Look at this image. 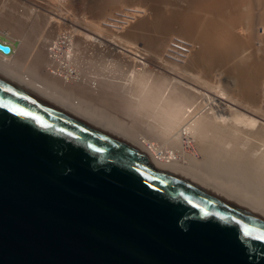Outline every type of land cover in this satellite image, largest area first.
I'll return each instance as SVG.
<instances>
[{
    "label": "bare ground",
    "instance_id": "1",
    "mask_svg": "<svg viewBox=\"0 0 264 264\" xmlns=\"http://www.w3.org/2000/svg\"><path fill=\"white\" fill-rule=\"evenodd\" d=\"M36 1L35 9L30 8L36 10L32 20L46 25L44 28L52 35L47 33L50 36L46 34L45 41L37 38L44 42L36 46L39 42L34 43L35 39L30 40V34L24 31L26 23L17 25L5 17L3 20L2 13L7 11L0 9V23H3L0 33L7 32L12 43L20 41L13 56L0 55L1 71L14 76L34 95L64 102L99 125L125 136L148 154L155 168L172 173L188 172L264 213V0H177L175 4L170 0H93L88 8L86 2L84 8L76 5L80 10L75 11L62 8L61 1L62 5L56 8L59 7V11L51 10L57 11L51 16L47 11L39 15L44 8L41 9V3ZM51 1L58 3V0ZM11 3L5 5L10 7ZM13 5V9L16 8L15 3ZM66 5L68 7V3ZM120 6L127 8H122L120 14H113ZM149 7L154 10L153 14L148 12ZM11 11L14 16L16 10ZM89 50H98L91 54L95 61L87 54ZM103 52V56L105 52L111 54L110 58L116 55V62L131 61L123 81L115 84L107 77L96 75V69V74L81 69L80 59L83 58L84 63L85 54L96 62ZM137 57L174 75L155 72L153 76L149 72L152 64L148 69V63ZM31 59H36L35 64ZM97 61L106 63L101 59ZM36 63L34 70L32 65ZM90 67L94 70L95 66ZM219 69L231 74L232 79L226 81L225 91L216 89L217 94L211 96L199 88L200 91L196 90V86L182 79L184 75L180 76L195 72L192 75L203 77L206 83L210 81L208 85L214 90L221 86L218 82L214 87L217 81H213L221 77ZM192 77L200 82V78ZM203 84L200 85H206ZM208 88L210 86L205 89L210 90ZM104 89L117 93L126 114L123 115L129 114L131 121L118 120L120 113L118 117L114 113L117 119L109 115L105 110H110L108 104V108L101 106L106 114L95 109L88 98L96 102L95 98L103 94ZM103 95L100 97L104 98ZM95 105L99 107L98 103ZM93 106L96 111H92ZM193 143L199 152L193 148Z\"/></svg>",
    "mask_w": 264,
    "mask_h": 264
},
{
    "label": "water",
    "instance_id": "2",
    "mask_svg": "<svg viewBox=\"0 0 264 264\" xmlns=\"http://www.w3.org/2000/svg\"><path fill=\"white\" fill-rule=\"evenodd\" d=\"M0 264H264V213L0 70Z\"/></svg>",
    "mask_w": 264,
    "mask_h": 264
},
{
    "label": "rangeland",
    "instance_id": "3",
    "mask_svg": "<svg viewBox=\"0 0 264 264\" xmlns=\"http://www.w3.org/2000/svg\"><path fill=\"white\" fill-rule=\"evenodd\" d=\"M5 1H6V2H5ZM8 1H9V2H8ZM8 1H7V0H2V1H0V5H1V6L4 5L3 7L0 6V9H2L1 11H2V12L7 11V12L4 13V14H6V16L2 13L3 20L8 19V20L11 21L12 23H16L17 25H19V24H20V25H23V23H26V25H23V26H24V31H25V33H26V32L28 33V34L26 33L27 35L30 34V36H28V37L30 38V40H31V39H32V40L35 39V42H34V43L39 42V43H36V46H37V44H38V45L40 44V41H41V42H44V41H45V39H46L45 37H46V34H47V33L50 32L51 35H52V32H51L48 28H44V27H46V25L44 26V25L42 24V25H43V26H42V25L39 24L37 21L35 22V20H34V21L32 20V19H33V16H34V18H35L36 10H34V11H35V12H34V11H32V9H30V8H34V7H35V5H33L35 0H17V1H16V0H11V1L8 0ZM22 1H23V4H22ZM32 1H33V2H32ZM37 1L41 3V4L39 3V4L42 6L41 9L44 8V9H43L44 12H38V11H37L38 14L40 15V13H45V11H47V13H49L48 16H51V15L54 13V11H55V10H54V11L51 12V10L56 9L57 6H59V5H62V4H63L62 8L66 9V10H72V11H75V10H80L79 8H76V5H77V6H80V8H84V6L86 7L85 4L87 3L88 5H87L86 8H88V7L92 4V1H93V0H91V2H90V0H88V1H86V0H85V1H83V0H75V1H74V0H73V1H72V0H58V3H57V2H54V1H51V0H49V1H48V0H41V1H40V0H37ZM37 1H36V2H37ZM61 1H62V4H61ZM67 1H69V2H67ZM168 1H169V0H168ZM170 1H172V2H170L171 4H173V1H174V4H175V1H177V0H170ZM178 1H179V0H178ZM178 1H177V2H178ZM182 1H183V0H182ZM11 2H12V3H11ZM26 2H27V3H26ZM42 2H43V3H42ZM44 2H45V3H44ZM75 2H76V3H75ZM85 2H86V3H85ZM183 2H184V1H183ZM10 3H11V6H10V7H9V6H6V5H9ZM14 3H15L16 8L13 9V7H14L13 4H14ZM31 3H32V4H31ZM59 3H60V4H59ZM67 3H68V7H67V5H66ZM72 3H73V4H72ZM74 3H75V4H74ZM5 4H6V5H5ZM19 4H20V5H23V6H26V7H25L26 10H24L25 8H24L23 6L19 7V6H20ZM26 4H29V5L31 4V5H30V6H27ZM80 4H83V5H82L83 7H82ZM52 5H53V6H52ZM69 5H70V6H69ZM31 6H32V7H31ZM43 6H45V7H43ZM51 6H52V8H50ZM8 7H9V8H8ZM22 7H23V8H22ZM53 7H54V8H53ZM59 7H60V6H59ZM59 7H58V9H56L57 11H59ZM65 7H66V8H65ZM72 7H73L74 10L72 9ZM153 7H154V5H153ZM172 7H173V6H172ZM3 8H4V9H7V10H4ZM70 8H71V9H70ZM118 8H119V9H118ZM118 8L115 9L116 11H113V14H117V12H118V14H120V13H121L120 10H121L122 8H127V7H126V6H124V7H121V6H120V7H118ZM128 8H130V6H128ZM131 8H132V7H131ZM149 8H150V10L148 9V12H149L150 14H153V11H154V10L152 11V8H151V7H149ZM18 9H19V10H18ZM20 9H21V10H20ZM27 9H30V10L27 11ZM34 9H35V8H34ZM41 9H40V11H41ZM117 9H118V10H117ZM11 10H16V11H14V16L16 15L15 17L12 16V14H10V12H11V13L13 12V11H11ZM22 10H23V11H22ZM8 11H9V12H8ZM20 11L22 12V13H21L22 15L20 14ZM24 11H25V12H26V11H27V12L30 11V13H31L30 15H31V16L28 15L29 13L26 14L27 12L25 13ZM57 11L54 13V15L57 13ZM16 12H17V13H16ZM15 13H16V14H15ZM19 14H20L21 16H20ZM34 14H35V15H34ZM45 14H46V13H45ZM18 15H19L20 18L17 17ZM27 15H28V16H27ZM32 15H33V16H32ZM7 16H9V17H7ZM10 16H12V17L10 18ZM41 16L43 17V15H41ZM4 17H5V19H4ZM6 17H7V18H6ZM13 17H14V20H13ZM21 18H22V19L24 18V20H22ZM26 18H27V19H26ZM17 19H18V20H17ZM19 19L22 20V21L20 22ZM29 19L31 20L30 22H28ZM16 20H17L18 22H16ZM25 20H26V22H24ZM22 22H23V23H22ZM27 22H28L29 24H28ZM34 22H35V23H34ZM36 23H37V24H36ZM0 24H1V23H0ZM2 24H3V23H2ZM2 24H1L0 27H3ZM37 25H38V26H37ZM29 26H30V27H29ZM31 26H32V27H31ZM36 26H37V29H36ZM40 26H41V27H40ZM16 27H17V26H16ZM18 28H19V26H18ZM33 28H34V30H33ZM42 28H43V29H42ZM25 29H26L27 31H26ZM31 29H32L33 31H32ZM47 29H48V30H47ZM38 30H39V31H38ZM41 30H42V31L44 30V31L41 32ZM242 32L244 33V31H242ZM25 33H24V34H25ZM34 33H37V34H34ZM39 33H40V34H39ZM43 33L45 34V36H44ZM50 33H49V34H50ZM47 35H48V34H47ZM33 36H34V37H33ZM38 36H39V37H38ZM43 36H44V37H43ZM48 36H50V35H48ZM239 36H240V35H239ZM242 36L244 37V34H243V35L241 34V37H242ZM0 37H2V38H4V39H8V40L11 41V39L9 38L7 32H5V33H4V32H3V33H0ZM32 37H33V38H32ZM37 38H44V39H43L44 41H42V39H38V40H39V41H38V40H36ZM16 41H17V42H16ZM14 42H15L16 44H19V43H20L19 39L15 40ZM41 44H42V43H41ZM95 51H98V50H92V51L89 50V51L87 52V54H90V57H91L92 55H94V54L96 53ZM99 51H100V50H99ZM90 52H91V53H90ZM92 52H93V53H92ZM100 52H101V51H100ZM85 53H86V52H85ZM98 53H99V52H97V54H98ZM105 53H106L105 56H103V55H104V52H103V53H100V56H98V57L95 55V58H96V57L99 58V59L96 58V62H94V61H95V60H94V56H92V58H93V60H94V61H93V60H91L92 58L89 59V56L85 54V56H87V59L84 58V59H86V60H84V63L82 62V61H83V58L80 59V60H81V64H82V66H80L81 69H83V68L85 69V68H87L88 66L90 67V65H92L93 67L95 66V67H94V70H93V68L91 69V67H90V68L87 69V70H86V69H85V70L83 69V71H84V72H85V71H88V72H86V73H90V74H96V73H97L96 75H98L99 77H102V78H103V77H107L110 81H113L112 83H115V84H117L116 82H121V81H123L124 74H126L125 71L130 70V69H129V68H130L129 64H131V63H130L131 61H127V60H125V61H124V60H123V61H122V60H119V61H118V60H117V62H119V63L122 62L123 65H122V63H121V64H119V63L117 64V62H116V58H115L116 55L112 56V58L114 57V59H112V58H110V57H111V54L109 55L107 52H105ZM91 54H92V55H91ZM101 54H102V56H101ZM98 55H99V54H98ZM106 55L109 56V57H107ZM85 56H84V57H85ZM103 57H104V58H103ZM102 58H103L104 60H102ZM106 58H107V59H106ZM108 58L114 60V61H113L114 64H117L116 67H114V64H113V63H111L112 60H109ZM137 58H138L139 61L142 60V61H144L145 63H148V64H146V66H147L146 68L150 67L151 64H152L151 62H149V60L141 59L140 57H137ZM88 59H89V62H88ZM100 59H101V62H103V61L106 62L105 64L103 63V64L105 65V67H106V68H105L106 70L103 68V67H104L103 64L97 61V60L100 61ZM35 60H36V59H35ZM35 60H34V61H35ZM107 60H108L109 62H108ZM30 61H31L32 64H33L34 61H33L32 59H31ZM85 61L87 62L86 64H85ZM91 61H93V62H91ZM142 61H141V62H142ZM31 62H30V64H31ZM35 62H36V61H35ZM35 62H34V64H35ZM88 63H90V64H88ZM91 63H92V64H91ZM93 63H95V64H93ZM108 63H109V64H108ZM128 63H129V64H128ZM81 64H80V65H81ZM84 64H85V65H84ZM96 64H97V65H96ZM124 64H127V66L124 65ZM37 65H38L37 63H36V65H32V68L35 67V66H37ZM98 65H100V68H98V67H99ZM106 65H107V66H106ZM108 65H110V66H109L110 68H111V67L113 68V69L111 68V72H110V68L108 67ZM121 65L123 66V68H121ZM26 66H28V65H26ZM29 66H30V65H29ZM83 66H84V67H83ZM96 66H97V67H96ZM124 66H125V67H124ZM107 67H108V68H107ZM118 67H119V68H118ZM127 67H128V68H127ZM139 67H140V66H138L137 68H139ZM153 67H154V68L156 67V68H155V69H156L155 71H154V68H153ZM36 68H37V67H35V68H33V69L35 70ZM116 68H118V69H116ZM120 68H121V69H124V70H121ZM131 68H132V67H131ZM151 68H153V70H152ZM158 68H159L160 70H159ZM23 69L25 70V68H23ZM90 69H91V70H90ZM95 69H96V73H95ZM98 69H101V71L98 70ZM102 69H103V70H102ZM107 69H108V70H107ZM115 69H116V70H115ZM148 69H149V68H148ZM89 70H90V71H89ZM112 70H114V72H116V73H112V72H113ZM117 70H120V71H117ZM150 70H152V71H150ZM150 70H149V72H151L152 75H153V74L155 75L156 73H157L158 75H160L161 73H164V72L166 73V72H167V71H166L167 69H165V68L162 69V68H160V67H158V66H154L153 64H152V66L150 67ZM219 70L221 71V74H220L221 77L218 75L217 78L220 77L221 79H220V78H219V79H220L221 81H218L219 79H216V80L213 79V81H217V82H214L215 84L212 83V87H213L214 85H215L214 87H216V86L218 85L217 83L220 82L219 84H220L221 86L218 85V87H216L214 90L217 89V90H224V91H225L226 88L224 89V87H226V86H225V85L227 84L226 81L229 82V81L232 79V77H230L231 74H229V73H227V72H225L226 74H224V73L222 72L221 69H219ZM97 71H98V72H97ZM105 71H106V72H105ZM107 71H108L109 74H111V75H112V74H113V75L116 74L115 77L117 76V78H114L113 75L111 76V75H109V74H105V73H108ZM153 71H154V72H153ZM157 71H159V72L162 71V72L158 73ZM117 72H118V73H117ZM124 72H125V73H124ZM155 72H156V73H155ZM119 73H120V74H119ZM122 73H123V74H122ZM165 73H164V75H168V74L171 75V74H172V73H169V72H167V74H165ZM194 73H195V72H193V73L190 74V73L186 72V73H183L182 75L180 74V76H181V77H183V75H184V77L186 76L187 78H186V77H185V78L183 77L182 79H183V80L185 79L184 81H187V83H189V85H193L192 87H194V88L197 87L196 90H199V89H200L201 91L203 90L202 92H203V93H206V94H207V92H208V93H209L208 95H210V96L213 95L212 93H214V94L216 93V94H217L218 91L216 90V92H215L213 89H211V85H208V84H211L210 81H209L208 83H206V82L204 81L203 77H201L202 79L199 77V78H200V82H198V81H199V80H198L199 78H198L197 74L192 75V74H194ZM103 74H104L105 76H104ZM149 74H150V73H149ZM185 74H186V75H185ZM188 74H190V75H188ZM100 75H101V76H100ZM106 75H107V76H106ZM118 75H120V76H118ZM150 75H151V74H150ZM154 75H153V76H154ZM161 75H162V74H161ZM173 75H174V74H172L171 76H173ZM110 76H111V77H110ZM188 76H190V77H188ZM192 76H195V78H196L198 81H196V80L194 79V77H192ZM196 76H197V77H196ZM120 77H121V78H120ZM175 77H176V75H175ZM226 77H229V78H226ZM107 78H106V80H107ZM192 78H193V81H192ZM225 78H226V79H225ZM104 79H105V78H104ZM111 79H112V80H111ZM186 79H188V80H186ZM189 79H190V80H189ZM106 80H105V81H106ZM201 80L204 81V82H202ZM222 80H224V81L222 82ZM114 81H115V82H114ZM190 81H191V82H190ZM213 81H212V82H213ZM194 82H197V83H194ZM191 83H194V84H191ZM199 83H200V84L205 83V84L208 85V86H206L205 84H203V85H205V86L202 87V85H200ZM196 84H197V85H196ZM213 84H214V85H213ZM195 86H196V87H195ZM198 86H200V87H198ZM209 86H210V88H208V89H210V90H206L207 87H209ZM222 86H223V89L219 88V87H222ZM204 87H205L206 89H205ZM214 87H213V88H214ZM198 88H199V89H198ZM104 90H105V89H104ZM104 90H103V94H104V95H103L102 92H101V95H100V96L102 97V95H103L104 98L106 97L105 99H104V98H101V97L99 96V97L95 98V99H96V100H95L96 102H94V101H92L94 98H93V99H92V98H88V99L91 100V104H92V103L94 104L95 109H99V110L101 109V110L104 111V108L107 107L106 105L108 104L109 107L111 106V107H110V110H112V112L109 110L108 107H107L108 109H105V110H107L106 112H107L108 114L110 113L109 115H111L112 117L114 116V118H116V117H115V114L120 113V114H119L120 117H118L119 115L117 114V117L119 118L118 120H120V119L122 118L124 121H127V120L131 121L130 118L128 119V117H131L129 114H127L128 116H124V115H126V114H124V110L122 109V106H120V102H122V101L116 96L117 93H115L113 89H111V90H110V89H106L105 91H104ZM200 90H199V91H200ZM106 91H107V92H106ZM109 91H111V93H110ZM209 91H213V92H209ZM105 93H106V94H105ZM107 93H108V94H107ZM113 93H114V94H113ZM109 94H110V95H109ZM108 95H109V96H108ZM113 95H115V96H113ZM112 96H113L114 99L111 98V100H110V97H112ZM98 98H99V101H100V99H101V100L104 99V100L107 101V98H109V99H108L109 103H108V101H107V103H106V101H103V100H102V102H101V101L99 102V101H98ZM115 98H116V99H115ZM117 98H118V99H117ZM88 99H87V101H88ZM112 100H116V101H117V100H118V101L120 100V101H119V102H118V101L116 102V101H112ZM97 101H98V102H97ZM88 102H89V101H88ZM103 102H104V103H103ZM97 103L99 104V107H98V105H97V107H96L95 104H97ZM100 103H102V104L100 105ZM105 103H106V104H105ZM93 104H92V105H93ZM102 105L104 106V108L102 107L103 109L101 108ZM121 105H122V104H121ZM94 106L91 107V108H92V111H93V109H94ZM112 106H113V107H112ZM115 107H116L117 110L115 109ZM120 107H121V108H120ZM207 107H208V106H207ZM112 108L115 109L116 111H115V110L113 111ZM118 108H119V109H118ZM95 109H94V111H96ZM108 110H109V111H108ZM103 111H100V112H103ZM118 111H119V112H118ZM97 112H98V111H97ZM104 112H105V111H104ZM106 112H105V114H106ZM114 113H115V114H114ZM121 113H122V114H121ZM100 114H101V113H100ZM123 114H124V115H123ZM109 115H108V116H109ZM122 115H123L124 117H123ZM121 116H122V117H121ZM126 117H127V118H126ZM116 119H117V118H116ZM122 119H121V120H122ZM126 119H127V120H126ZM121 120H120V121H121ZM146 135L149 136V137H151L150 134H148V133H146ZM157 140L160 141L158 138H157ZM157 140L155 139L154 141H157ZM193 145L195 146L194 143H193ZM193 148H196V151H197V149H198L197 146H195V147H193ZM197 152H199V151H197ZM199 154H200V153H199ZM199 154H198V156H200L199 158L201 159V155H199Z\"/></svg>",
    "mask_w": 264,
    "mask_h": 264
},
{
    "label": "built area",
    "instance_id": "4",
    "mask_svg": "<svg viewBox=\"0 0 264 264\" xmlns=\"http://www.w3.org/2000/svg\"><path fill=\"white\" fill-rule=\"evenodd\" d=\"M9 44H10V50L8 52H1L0 51V55L4 58L13 56L16 53L17 45H19L20 43L16 44L15 42L12 43L11 41H9Z\"/></svg>",
    "mask_w": 264,
    "mask_h": 264
},
{
    "label": "clouds",
    "instance_id": "5",
    "mask_svg": "<svg viewBox=\"0 0 264 264\" xmlns=\"http://www.w3.org/2000/svg\"><path fill=\"white\" fill-rule=\"evenodd\" d=\"M9 41L8 39H4L2 37H0V44L3 45V46H6V47H9L10 48V44H9ZM1 52H4L3 50L0 49Z\"/></svg>",
    "mask_w": 264,
    "mask_h": 264
}]
</instances>
